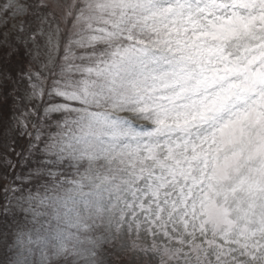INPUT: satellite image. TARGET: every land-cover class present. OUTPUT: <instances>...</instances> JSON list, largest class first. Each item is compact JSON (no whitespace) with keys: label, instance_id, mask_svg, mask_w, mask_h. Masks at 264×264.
Instances as JSON below:
<instances>
[{"label":"snow or ice","instance_id":"snow-or-ice-1","mask_svg":"<svg viewBox=\"0 0 264 264\" xmlns=\"http://www.w3.org/2000/svg\"><path fill=\"white\" fill-rule=\"evenodd\" d=\"M113 252L264 264V0H0V264Z\"/></svg>","mask_w":264,"mask_h":264},{"label":"rangeland","instance_id":"rangeland-1","mask_svg":"<svg viewBox=\"0 0 264 264\" xmlns=\"http://www.w3.org/2000/svg\"><path fill=\"white\" fill-rule=\"evenodd\" d=\"M9 27H11V22L9 23ZM21 66H23V67L26 68V67H27V64L25 63L24 65H21ZM16 67H19V66H16ZM106 259H107L108 261H110V264H121V257L117 256V255L115 254V252H113V253L107 255V256H106ZM129 259H130V257H128V256H124V257H123L124 264H127V262H128Z\"/></svg>","mask_w":264,"mask_h":264}]
</instances>
